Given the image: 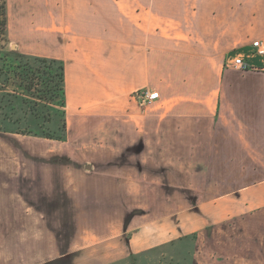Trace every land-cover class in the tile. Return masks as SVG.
Returning a JSON list of instances; mask_svg holds the SVG:
<instances>
[{
    "label": "crops",
    "instance_id": "obj_1",
    "mask_svg": "<svg viewBox=\"0 0 264 264\" xmlns=\"http://www.w3.org/2000/svg\"><path fill=\"white\" fill-rule=\"evenodd\" d=\"M13 1L7 31L28 0ZM42 1L61 28L24 30L21 53L63 63L66 134L90 141L89 164L51 195L46 165L18 180L0 143V264H264V59L247 57L264 0ZM239 53L261 70L227 67ZM143 91L159 100L140 107Z\"/></svg>",
    "mask_w": 264,
    "mask_h": 264
},
{
    "label": "rangeland",
    "instance_id": "obj_2",
    "mask_svg": "<svg viewBox=\"0 0 264 264\" xmlns=\"http://www.w3.org/2000/svg\"><path fill=\"white\" fill-rule=\"evenodd\" d=\"M13 2L14 4L16 3L15 0ZM42 2V0H28L26 5L23 4V10L20 12L23 20L18 21V19L16 20L14 16V20H10L11 25L16 23L20 26L18 27L19 29L17 28L18 35H13V25L12 27L10 25V28H8L7 42H0V46H3L1 52L5 55V58L0 62V143L2 148L3 169H8L10 162L17 163L18 180H21L22 176L25 177V175H28L29 177H32L33 175L35 176L36 172H38L40 164L44 163L47 168L46 172L51 180L50 194L56 195L58 194V191L56 192V188L52 183H54L53 180H55L56 184L57 181L59 182L61 180L59 174H61L62 169H68L66 174L68 178H70L71 172L69 170H71V163H76L80 169H83L84 164H89V156L85 155L84 152H88L90 148V141L87 140L84 143L82 139H74L69 135L67 137V134L63 142H57L55 140H38L34 139L36 138L34 136L18 134L26 133L28 131L33 133H52L57 131L58 127H60L62 119L60 118V115L61 112H63L60 105L61 99L58 97L59 93L57 92L54 94L55 99L52 104L45 101L40 102L39 100L30 97L33 93L37 94L34 90H31L28 93L25 91L24 87L28 84L27 79L30 78L27 77V79H25L22 83V89L18 90L21 95L20 98H22L23 101H17L15 105L12 103V106H14L11 111V107L7 108L6 104L8 101L13 100L11 95L14 94L12 90L15 89V86H11L9 84L7 85V88L4 87L5 90L2 88V85H4L2 82L5 79V72L8 71L7 65L17 68V73L20 72L23 74L29 68H33V70L35 68V64L32 61L20 58L21 55H24L21 53V50H25L21 46L23 45L26 47L27 41L26 36L23 35L25 39L21 37L24 30L28 33L31 39L39 41L43 34L59 32L61 28L59 10H54L52 14L53 22L50 25L47 21H45L47 19V13L43 14ZM11 5L12 0H9V2H7V8H12L11 12L14 13L12 11L14 7ZM7 13H9V11ZM26 18L29 19L28 23ZM34 89L47 90L43 89L41 84L34 87ZM32 109L38 112L37 117L32 115ZM76 149L79 150L78 154L74 153V150ZM42 150H46V152L49 150V155L47 157L37 155V152H41ZM10 152H12L11 156ZM13 152H16L15 155ZM3 174L6 173L3 172ZM6 177H8L7 174ZM65 193H69L67 189ZM50 207L51 228H57L60 217L56 210L53 211L54 203H50ZM58 230H61L62 233L53 236L52 242H55L54 240L56 239L63 245H66L72 239L73 234L67 232L65 233V229L63 227L58 228Z\"/></svg>",
    "mask_w": 264,
    "mask_h": 264
},
{
    "label": "trees",
    "instance_id": "obj_3",
    "mask_svg": "<svg viewBox=\"0 0 264 264\" xmlns=\"http://www.w3.org/2000/svg\"><path fill=\"white\" fill-rule=\"evenodd\" d=\"M5 39V40H4ZM8 39V31H7V0H0V42L4 41L7 42ZM3 49V46H0V62L2 59L5 58V55L2 54L1 50ZM20 58H23L28 61H32L35 64V68H29L26 70V72L23 73H17V68L7 65L8 71L5 72V79L2 83V88H7V85L15 86V89L12 90L14 92L13 95H11L13 100H10L7 102L6 107H11V111L13 106L17 101L22 102V98H20V94L18 92L19 89H22V83L27 79V77H30L27 79V86L24 87L25 91L28 93L31 90H34L37 94H29L30 97L35 98L37 100L45 101L49 104H52L54 102L55 93H59V98L61 99V109L63 111L64 107V68L63 63L58 60L53 59H46L41 57H35V56H24L21 55ZM35 81V84H34ZM43 87V89L47 90H35L34 87H37L40 85ZM5 90V89H4ZM8 95V94H7ZM12 103L14 104L12 106ZM32 115L37 117V111L31 110ZM61 124L60 127H58L57 131L52 133H39V132H26V133H18L21 135H29L34 137H40L45 138L48 140H55V141H64L66 136V122L64 118V111L61 112L60 115ZM38 119V118H36ZM17 133V132H15Z\"/></svg>",
    "mask_w": 264,
    "mask_h": 264
},
{
    "label": "built area",
    "instance_id": "obj_4",
    "mask_svg": "<svg viewBox=\"0 0 264 264\" xmlns=\"http://www.w3.org/2000/svg\"><path fill=\"white\" fill-rule=\"evenodd\" d=\"M247 57H260L264 59V39L252 42ZM227 67L237 71H260L261 68L253 65L244 54H237L233 56L228 62ZM138 104L140 107L146 108L151 106L154 102L159 100V93L157 91H143L137 94Z\"/></svg>",
    "mask_w": 264,
    "mask_h": 264
},
{
    "label": "bare ground",
    "instance_id": "obj_5",
    "mask_svg": "<svg viewBox=\"0 0 264 264\" xmlns=\"http://www.w3.org/2000/svg\"><path fill=\"white\" fill-rule=\"evenodd\" d=\"M17 1V0H16ZM20 1V0H19Z\"/></svg>",
    "mask_w": 264,
    "mask_h": 264
}]
</instances>
